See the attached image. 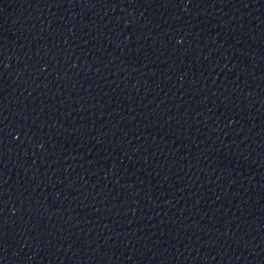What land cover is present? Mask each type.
Instances as JSON below:
<instances>
[{"label":"water","instance_id":"95a60500","mask_svg":"<svg viewBox=\"0 0 264 264\" xmlns=\"http://www.w3.org/2000/svg\"><path fill=\"white\" fill-rule=\"evenodd\" d=\"M0 264H264V0H0Z\"/></svg>","mask_w":264,"mask_h":264}]
</instances>
